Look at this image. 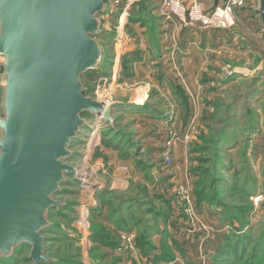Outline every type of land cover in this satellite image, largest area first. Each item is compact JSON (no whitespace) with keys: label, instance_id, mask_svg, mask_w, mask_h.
I'll list each match as a JSON object with an SVG mask.
<instances>
[{"label":"rangeland","instance_id":"rangeland-1","mask_svg":"<svg viewBox=\"0 0 264 264\" xmlns=\"http://www.w3.org/2000/svg\"><path fill=\"white\" fill-rule=\"evenodd\" d=\"M144 1H149L154 7L156 5L153 0H135L131 2L130 6ZM122 3L124 4V2ZM129 7L125 12H129ZM123 11L124 7H122L121 14ZM143 16L134 21H138L139 25L145 28V39H143L139 50H144L143 56L150 57L149 55H154L158 46V32L156 24L149 22L147 18L143 19ZM98 18L102 22L103 33L94 35L93 38L100 45L101 59L95 70H88L82 74V81L90 96L93 95L101 78L107 79L105 85L109 83L110 75L108 76V73L111 71L114 54L121 55L127 35L128 19L126 23L122 18L123 31L118 40L119 21L116 16L109 15L106 18L101 14ZM201 30L205 31L198 30L195 34L192 31L193 34H186L185 37L190 36L189 47L196 43L192 52L202 56V66L205 68L201 72L200 83L205 88L195 104L189 103L184 92L182 93L184 102H181L175 95L182 120L180 132L184 153L187 156V168L178 172L177 175L171 169L174 165L171 140L177 137L173 129L169 128L168 117H171V112L159 111V118H164V121L167 122L166 125L168 124L166 134L169 139L166 138L159 154L155 156L152 151L146 152L147 147L143 149L142 141L145 133L154 136L157 126L151 124L147 119L145 121L144 118H141V115L146 117V113L141 112L137 107L131 109L130 105L125 106L122 110L123 118L119 122L117 132L120 134L118 136L112 132L109 134L110 126L106 123L101 130L98 144L87 162V165L95 172L93 177L98 181L96 187L101 185L95 194L96 198L105 190H118L119 187L132 189L134 185L146 182L145 174L148 172L146 175L152 178L151 182L147 183L148 188L155 193H164L171 200V215L168 221L160 223L161 228L169 231L163 236L162 232L152 231L150 233L149 239L154 248L147 254H144L136 243V236L142 232L143 223L138 224V229L115 232L119 240L118 247H101L93 251L97 246L89 238V218L94 212L90 211L88 229L84 232V229L79 227L80 207L83 201L78 180L71 174H64V180L60 183V191L54 194L53 198L63 206L65 205L66 210L61 214H56L55 209L48 211L49 222L58 224L59 228H56L52 234L43 235L53 237L51 244H47L53 258L57 260H62V257L71 258L75 263L80 262V264H239L235 259L236 254L222 255L227 245H238L234 253H238V258L242 257L243 261H250L252 252H257L262 247L263 250L258 255H262L263 259L260 260V264H264V240L259 243L260 238H263L260 235L264 231V51L258 45H253L252 42H249L251 46L244 43L242 47H238L236 41L237 47L230 45L228 40H232L238 34L236 32L222 31L224 29L217 31L218 29L212 28H201ZM161 31L166 30L163 28ZM241 31V36L245 39L247 37L250 40L255 38L252 27H244V30ZM174 32L176 33V30ZM181 37L179 34L178 38ZM164 39L168 41L167 37ZM200 40L202 44L198 43ZM181 49L185 52L183 46ZM135 52L133 55L128 53L120 58L118 76L131 77L132 65L140 54L138 53L140 51ZM260 56H263L262 59ZM207 63L208 65H206ZM252 70L254 71L251 72ZM1 71L0 65V74ZM116 81L120 82V78ZM102 82L104 81H100V84ZM211 91L214 93L211 94ZM161 92H156L153 96L150 95L149 99L150 97L151 100L154 98L155 104L163 103L162 107L166 105L165 110L171 109L172 106L169 104H173L174 93L162 92L161 94ZM106 93L112 100L115 95L113 89L102 91L99 95L105 96ZM1 96L2 87L0 84V117H3ZM215 102L220 103L217 110L213 105ZM153 111L158 112L154 109ZM134 113L139 117L133 119ZM87 115L85 114L86 117H88ZM191 124L194 125L192 135L189 140H186L184 139L185 129ZM95 126L93 125V127ZM221 130L227 138L220 145L218 154L214 152L216 145L211 139ZM82 131L87 135L89 128H84ZM203 135L206 140L201 139ZM108 136H111L110 139L118 145L122 144L117 153L114 150L117 144L109 142L111 140ZM78 138L77 143L74 142L72 146L74 151L83 149L82 146H78ZM198 147L202 149L197 150ZM155 149L156 147L154 149L151 147V150ZM164 154L170 155L169 165L164 162ZM81 158L82 153L80 152L67 160L76 166L81 163ZM156 166H161V168L156 170ZM194 167H198L196 172H201V168H204L208 173L204 177L198 178L192 171ZM214 167L217 169L216 174L212 170ZM214 175L220 176L222 179L219 182L221 190L218 189L217 200L228 205L226 206L228 207L227 213L223 207L215 203L211 204L208 201L197 203L196 181H199L200 185L205 183L210 185ZM180 186L184 187L189 195L187 201L180 199L183 196L181 191L178 192ZM120 191L122 192V190ZM210 192L206 194L207 197H211ZM119 195L117 198L114 194V197L111 196L113 199H120L116 201V205H120V201L122 202ZM105 206H102L100 210L102 215L96 218L111 226L112 223L108 220H111L112 217L110 218L108 213L112 206ZM189 206L194 213L191 217L187 212ZM129 212L130 210H127V213ZM122 216L130 217L126 212ZM74 230L76 232H73ZM125 233L133 234L131 246L122 240ZM244 235L249 238L244 240ZM163 241L164 245L173 252L172 260H155V254L161 252ZM254 245L256 248L252 251ZM29 251L30 247L24 245L15 250L16 253L11 259L5 262L0 260V264H30L31 262L25 260ZM100 253H107L105 259L94 260L95 256Z\"/></svg>","mask_w":264,"mask_h":264},{"label":"water","instance_id":"water-1","mask_svg":"<svg viewBox=\"0 0 264 264\" xmlns=\"http://www.w3.org/2000/svg\"><path fill=\"white\" fill-rule=\"evenodd\" d=\"M105 1L0 0V257L27 244L31 264L49 260L42 231L49 209L63 206L53 195L64 174L78 180L68 160L82 151L71 148L89 128L84 116L119 120L80 78L101 59L93 37ZM257 12L264 31V0Z\"/></svg>","mask_w":264,"mask_h":264},{"label":"crops","instance_id":"crops-1","mask_svg":"<svg viewBox=\"0 0 264 264\" xmlns=\"http://www.w3.org/2000/svg\"><path fill=\"white\" fill-rule=\"evenodd\" d=\"M109 1L110 0L105 1L104 9L97 14V18L99 15L102 14L106 18H108L109 15H114L116 16L118 21L121 18H124L126 22L128 19V23L126 22L127 35H126V41L124 42V47L122 48L121 55L118 53L114 54L111 71L108 73V76L110 75L109 86L111 89H113V92L115 94L114 97L112 98V101L114 102L112 107V115L114 116V118L119 119L118 120V125H119L120 124L119 122L122 120L121 118H123L121 115H123L122 110L125 106L130 105L131 109L137 107L138 110H141V112L146 113L145 115L146 117H143L144 115H141L142 116L141 118H144L145 121L147 119L151 124H156L157 132L154 133V136H150L147 133L143 135V141H142L143 149L144 147H147L146 152L152 151V154L154 153L156 156V154H159L160 149L165 144L166 140L169 139V136L166 134V128L168 124L166 125L167 122L164 121V118L163 119L159 118L160 117L159 111L161 112H163V110L167 112L170 111L171 117H168L169 128L173 129V131L177 135L176 138L171 140L172 152H173L172 156L174 162V165L171 167V169L174 171V174L177 175L178 172L187 168L188 164L186 161L187 158L186 153H184L185 152L184 144L181 139L180 130L182 127V120H181V115L179 113V106L177 105L176 102L175 94L174 97H172L173 104H169L170 106H172V108L169 110H165L164 107H166V105L162 107L163 103L155 104L154 98L151 100V97L149 99V96L150 95L153 96L154 93L161 91L164 93L166 92L168 94H171L172 92L174 93L173 86L179 85L181 86L184 94L188 97L189 103L190 104L196 103L199 95L203 92L205 88L204 85H201L200 83L201 72L205 67L202 66L203 64L202 56L195 52H192V50L195 49L193 48V46L196 45V43H193V46L189 47L191 44L190 36L185 37V35L193 34L192 31L195 34L196 31L198 30L203 32L205 30H201L200 27H195V28L186 27L183 26L175 18L165 17L162 14L161 9L158 3L156 2V0H153L156 4L155 7L149 1L135 3L129 7V12L127 11L123 15H121L123 0H121V2L118 4V7L114 6L115 8L112 9V11H110L109 9ZM201 1L205 5V7H212L224 2V0H201ZM245 2H246V6L242 9H237L236 11L237 19H238L237 25L232 30L224 29L222 31L238 33L236 34V36L233 37L232 40L230 39L228 40V42L232 46H236L235 41L238 44L237 45L238 47L240 46L242 47L244 43H246L247 46H251L249 45V42H252L253 45H258L264 51V31L257 12L258 0H245ZM141 16H143V19L147 18L149 22L156 24V30L158 32L157 33L158 46L155 49L156 51L154 52V55H149L150 57L143 56L142 54L144 50L141 49L139 50L140 46H142L143 44L142 42L143 39H145V31H144L145 28L141 27L139 25L140 23L134 20ZM99 21H100V33L98 35L103 33L102 32L103 30L101 29L102 22L100 19ZM244 27L247 28L252 27V31L255 32L254 39L250 40L248 39V37L245 39L243 36H241L242 35L241 30H244ZM163 28L166 31L160 32V30H163ZM174 30H176V33L174 32ZM220 30L221 29H218L217 31ZM179 34L182 36L181 38H178ZM163 36L167 37L168 41H166L164 39L165 37L163 38ZM198 43L202 44V41L200 40ZM182 46L183 48H185L184 49L185 52L182 51L181 49ZM176 50H178L179 52ZM135 51L137 52L140 51L138 52L140 54L137 57V61L134 62V64L132 65L131 77L124 78L118 76L120 70V58L128 53H131L133 55L134 53H136ZM263 56H260L261 57L260 59H262ZM117 60H118V64H117ZM206 65H208V63ZM253 71L254 70H252L251 72ZM118 78H120V82L116 81V79ZM212 93L214 92L211 91V94ZM155 105L157 108L155 107ZM153 109L158 112L155 113ZM87 116L90 117V115ZM84 117L88 122L91 121L90 118L86 116ZM136 117L139 116L138 114L134 113L132 118L134 119ZM84 136H86L85 133L84 134L81 133L79 135L78 146H82ZM108 137L110 138L111 136ZM121 147L122 144L120 143L119 145H117L116 148H114L115 152L117 153ZM151 147L153 149L154 147H156V149L151 150ZM71 150L74 151L75 149L71 148ZM160 168L161 166H156V170H159ZM127 188L119 187L118 190L124 191Z\"/></svg>","mask_w":264,"mask_h":264},{"label":"trees","instance_id":"trees-1","mask_svg":"<svg viewBox=\"0 0 264 264\" xmlns=\"http://www.w3.org/2000/svg\"><path fill=\"white\" fill-rule=\"evenodd\" d=\"M108 58H109V55H108L107 59ZM80 78H81V83H82L84 90H85L84 92H85V94H87V89H86L87 87H86L85 83L82 81V76H80ZM173 91H174V94L178 96L179 100L181 102H184V100H182L183 99V95H182L183 90H182L181 86L174 85ZM213 105L217 110L220 106V103L215 102V104H213ZM108 126H110L109 134L113 133L116 136H118L120 134V133H117L118 132V126H119L118 120L112 126L111 125H108ZM211 132H212V130H211ZM226 138H227V136H225L224 132L221 130L211 139L214 141V144L216 145V148H214L215 153L219 154L220 145H222L223 141ZM201 139L206 140L205 135L201 136ZM110 140L111 141H109V142H113L112 139H110ZM117 145L115 146V148L117 147ZM200 148L201 147H198L197 150H199ZM197 169H198V167H194L192 171L196 174V176L198 178L204 177L206 175V173H208V171L204 168H201L202 169L201 172H196ZM212 170H214L213 173L216 174L217 169L214 167V169H212ZM147 173L148 172H146V174ZM146 174H145V181L146 182L134 185V187L132 189L128 188V189L124 190L125 192L124 191L121 192L120 190H117V189L105 190V191H102L97 196L98 201H99V206L91 209V213L92 212H94V213H93L92 217L89 218V220H90L89 238L91 239L92 243L96 244V246H97L93 249V251H96L97 250L96 248L99 249L101 247H107V248L118 247L119 240L117 238L116 233L117 232L119 233L121 231L122 232L123 231H131L132 229H135V228L138 229V224H140V223H143V225H142L143 227H142V232L136 236V243H137V246L142 250V252L144 254H147L149 250H152L154 248L153 244L150 242V239H149L150 233L152 231L162 232L163 233L162 236L167 234V232L169 230L165 231L164 228H161L160 223L168 221V219L171 215V211H172V207H171V203H170L171 200L164 193H155L154 191H151L150 188H148L147 183H150L152 178H149V176ZM146 176H148V177H146ZM213 178L214 179L212 180L210 185L207 183L200 185V182L196 181L197 188L195 189V195H196L197 203L200 204L203 201H208L211 204L215 203L216 205L223 207V209H225L226 213H227L228 207H226V206H228V205H226V203H224L222 201L217 200L218 189L221 188L219 182L222 179H220L221 178L220 176L217 177L216 175H214ZM209 191H211L210 192L211 197L206 196V194ZM243 191H244V189H243ZM244 192L246 194H248V192H246V191H244ZM113 194L116 198L118 197V194H120L119 196L122 199V202L120 201V205H116V201H118L120 199L111 198V196H113ZM104 205H106V207L112 206L110 213H108L110 215V218L112 217L111 220L110 219L108 220L110 223H112L111 226H108L107 224L102 223L101 221H98L96 218V217H99L102 215V211L100 212V210L102 209V206H104ZM65 207L66 206L64 205L60 209H57V208H52V209L56 210V214H61L63 211L66 210ZM49 210H51V209H49ZM127 210H130V212L127 213ZM125 212H126V214L130 215L129 218L122 216V214H125ZM171 224H173V223L171 222ZM56 228H59L58 224L49 223V225H47L43 229L42 234L43 235L50 234V233L52 234ZM73 232H76V230H74ZM44 237H45L44 254L49 258V260L48 261H41L40 264H80V262L75 263L71 258L62 257V260H57L56 258H53L50 255V253H51L50 248L47 247V244H49V243L51 244L53 237H51V236H49V237L44 236ZM260 237H263V238H260L259 243H261L264 240V231L261 233ZM248 238H249V236L244 235V240L248 239ZM24 245L28 246L27 244L17 245L14 247L13 252L9 256H6V257L1 256L0 260H3L5 262V261L11 259L16 253L15 250L18 248L20 249V247H22ZM255 245H258V243H255ZM255 245H254V247H252V251L256 248ZM233 246L234 245H227V247L223 251L222 255L226 256L229 254H236L235 259L238 260L239 264H260L261 263L260 260L263 259V257H262V255H258V254L261 253V250H263L262 247L259 251L252 252V255L250 256V261H243L242 257L238 258V253H234V252H236L238 245H236L234 247ZM161 248H162L161 252L155 254V260H160V261L172 260L173 259V257H172L173 252H172V250L170 251L169 248L164 245V241H163ZM106 255H107V253L106 254L100 253V255L95 256L94 260H96V261L104 260ZM25 260L28 262H31V260L28 258V256ZM244 260H246V259H244Z\"/></svg>","mask_w":264,"mask_h":264},{"label":"built area","instance_id":"built-area-1","mask_svg":"<svg viewBox=\"0 0 264 264\" xmlns=\"http://www.w3.org/2000/svg\"><path fill=\"white\" fill-rule=\"evenodd\" d=\"M135 0H123L124 11L121 15H123L126 9L130 6L131 2ZM121 0H110L109 1V9L112 11L116 5H118ZM158 3L162 14L167 18H175L177 19L183 26L186 27H200V28H212V29H233L237 25V9L244 8L246 2L245 0H224L221 4H217L212 7H205L201 0H156ZM118 31L117 34L118 40L122 36L121 32L123 31L122 18L118 22ZM102 84H100V81ZM107 79L101 78L98 82V86L95 88L92 97L95 99L102 101L103 104H107L112 100L109 97V94L106 93L105 96H100L99 94L102 91L112 90L109 86V83L106 84ZM93 125H96L93 127ZM106 125L102 115H97L94 119L89 122V132L84 137L82 143V158L81 163L76 165L78 171V186L81 190V200L82 206L80 207V219H79V227L84 229H88V215L91 209L99 206V201L96 198L95 194L97 190L101 188V185L97 184V180L94 176V171L87 165L88 158L92 153L93 149L98 144V140L101 135V130L103 126ZM100 126V127H99ZM97 128L99 129L98 132ZM194 125H188L185 129L184 139L189 140L192 135V130ZM164 162L166 165L170 163V155H163ZM182 192L183 196L180 199H185L186 201L189 198V195L184 189V187L180 186V190L178 192ZM192 208L189 206L187 212L191 217L194 213L192 212ZM85 236V235H84ZM122 240L128 246H131L133 242V234L125 233L122 236ZM131 249V248H130Z\"/></svg>","mask_w":264,"mask_h":264},{"label":"bare ground","instance_id":"bare-ground-1","mask_svg":"<svg viewBox=\"0 0 264 264\" xmlns=\"http://www.w3.org/2000/svg\"><path fill=\"white\" fill-rule=\"evenodd\" d=\"M98 129V128H97Z\"/></svg>","mask_w":264,"mask_h":264}]
</instances>
